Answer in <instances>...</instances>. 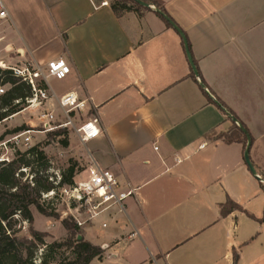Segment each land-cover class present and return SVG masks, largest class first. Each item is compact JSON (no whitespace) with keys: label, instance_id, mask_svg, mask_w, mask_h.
I'll return each mask as SVG.
<instances>
[{"label":"crops","instance_id":"obj_1","mask_svg":"<svg viewBox=\"0 0 264 264\" xmlns=\"http://www.w3.org/2000/svg\"><path fill=\"white\" fill-rule=\"evenodd\" d=\"M9 1L0 54L14 53V65L67 61L71 74L49 79L46 107L59 111L71 92L89 100L102 129L85 145L89 161L137 190L126 215L82 228L105 250L90 264H264V0H154L186 34L208 95L249 130L256 176L243 144L206 137L231 120L191 77L183 37L154 6L116 15L113 0ZM228 199L245 212L223 218Z\"/></svg>","mask_w":264,"mask_h":264},{"label":"trees","instance_id":"obj_2","mask_svg":"<svg viewBox=\"0 0 264 264\" xmlns=\"http://www.w3.org/2000/svg\"><path fill=\"white\" fill-rule=\"evenodd\" d=\"M141 1L149 7L154 6L156 13L165 20L168 27H172L169 21L177 27L165 9L156 1ZM111 8L116 15H121L131 10L139 11L142 7L135 4L132 0H114L111 3ZM180 32L185 38V44L188 46L197 70L196 75L191 69V77L199 84L209 103L215 104L226 114V111H228L229 116L227 117L232 123L228 132L218 133L217 131H212L206 137L209 139H222L227 144H243L245 153L247 151L250 153L254 139L249 130L223 102L219 99L214 101L208 95L206 91L207 85L202 78L198 63L192 55L190 42L186 34L181 30ZM3 86L9 87V90L0 96V124L22 113L28 107L26 100L32 96L31 87L28 84L15 77L11 70L0 68V87ZM25 130L26 128L23 126L9 132V134ZM65 134H67V130H59L49 133V136L54 137ZM66 145L68 143H65ZM30 157H33L38 162L46 159L43 152H39L34 148L27 154H20L19 158L11 162H0V264H90L95 259L102 260L105 250L85 241L82 228L70 218L61 221L63 228L67 231V237L62 240L47 243L44 233L34 228L29 230L30 239L19 238L24 224L34 225L31 207H35L38 213L44 217L60 220V215L54 209L51 212L48 210L58 201L59 195L56 192L59 188L64 186L73 187L75 185L74 167L69 168L68 172L61 176L58 184H54L49 181L48 176L45 174L49 168L48 164L43 167V174H41L34 170L32 158ZM23 169H30L31 173H33L34 176L31 181L27 179L23 182L25 176ZM260 175L264 181V174ZM261 188L264 192L263 183H261ZM50 192H55V197L50 200L44 199V195ZM234 211L245 212L241 206L230 199L221 205V216L223 218H226ZM249 217L255 219L251 215ZM258 221H264V218ZM79 236H82V240H78ZM235 257L237 258V255Z\"/></svg>","mask_w":264,"mask_h":264},{"label":"built area","instance_id":"obj_3","mask_svg":"<svg viewBox=\"0 0 264 264\" xmlns=\"http://www.w3.org/2000/svg\"><path fill=\"white\" fill-rule=\"evenodd\" d=\"M7 1L0 0V26L10 20ZM102 5L106 6L108 2H103ZM11 65L12 63L8 64L0 60L1 69L11 70L15 77L31 87L32 96L26 100V104L28 108L41 110L39 121L44 133L72 130L84 145L102 135L100 119L93 113L89 100H81L74 92L65 94L57 100L59 111L46 107V104L54 97L49 88V79L62 81L71 74V66L67 61L58 58L46 65L35 63ZM6 88L7 86L0 87V96L5 94ZM226 112L229 116L228 111ZM31 133L32 131L24 132L16 136L14 140L27 136L26 142H29ZM1 145H4V142L0 143V147ZM0 162L6 161L0 159ZM90 162L85 181L75 183L73 187L65 186L61 191L69 201L77 202L78 205L74 209L76 215L72 217L80 228L112 210L126 215L127 201L137 197V190L130 184L121 182L113 171L100 167L91 156ZM54 197L55 192L44 195V199L47 200ZM59 198L63 199V196L60 194L58 201ZM153 262L158 264L155 259Z\"/></svg>","mask_w":264,"mask_h":264},{"label":"rangeland","instance_id":"obj_4","mask_svg":"<svg viewBox=\"0 0 264 264\" xmlns=\"http://www.w3.org/2000/svg\"><path fill=\"white\" fill-rule=\"evenodd\" d=\"M112 2H114V0ZM7 4L9 7V0L7 1ZM3 28L4 27H0V30H4L6 27L4 29ZM15 32L18 34L17 30H15ZM10 36L15 38L12 34H10ZM9 57H11V59L17 58L12 52L9 53V55L6 53L0 54V60H4L8 64H10ZM12 62L15 64L14 60ZM13 63L11 66H14ZM8 90L9 87L6 88V92ZM20 114L15 117H11L8 121L0 124V143L4 142V145H1L0 147V159L6 162H11L12 160L19 158L20 154H27V152L35 148L39 152H43L46 159L38 162L34 160L33 157H30L32 158L33 168L36 172L43 174L42 169L46 164H48L49 168L45 174L48 176L50 182L58 184L61 176L64 173H67L71 167L75 168V183L85 181L91 162L87 157L85 145L81 143L77 135L72 130H67V134L65 135L54 137H50L48 133H44L41 127V122L39 121V116L41 114L40 109H28L27 107L26 111L23 114ZM23 126L26 128L25 131L9 134V132ZM27 131H32L31 135H29V137H31L29 142H26L27 136L14 140L16 136ZM65 143H68V145L65 146ZM22 171L25 172L23 182L27 179L29 181L33 179L34 175L31 173L30 169H23ZM64 187L59 188L56 192L59 196L61 194L63 199L59 198V201H56L54 203L55 205L53 207L51 206L48 210L51 212L52 209H54V211L60 215V220H55L56 222L67 218L74 220L72 215H76L74 209L78 204L75 201H69L65 195H62L61 191ZM69 207L72 211H70ZM31 208L36 209L35 207ZM35 214L36 220H34V225L31 226L27 223L24 224L19 234V238L30 239L31 236L29 230L30 228H34L39 232H50V234H47L46 236V240L49 243L56 240H62L60 238L65 233V229L62 226L58 227V225H54L50 227L48 221H51V219L42 216L38 213V211L35 212ZM53 224L58 223L54 222ZM105 224L109 225L111 223L105 222Z\"/></svg>","mask_w":264,"mask_h":264},{"label":"water","instance_id":"obj_5","mask_svg":"<svg viewBox=\"0 0 264 264\" xmlns=\"http://www.w3.org/2000/svg\"><path fill=\"white\" fill-rule=\"evenodd\" d=\"M132 1H133L135 4H137L138 6H140V7H143V8H150L147 4H145V3L142 2L141 0H132ZM161 15H163V14H161ZM167 20L169 21V19H167ZM169 22H170V24L172 25V27L180 33V35L183 37V39H184V41H185V38H184L183 34L180 32V30H179V29H178V28H177V27H176L171 21H169ZM185 46H186V54H187L188 60H189V62H190V65H191V67H192L194 73L197 75V70H196L195 65H194V63H193V59H192V56H191V54H190V52H189V49H188L187 44H185ZM245 161H246V163H247V165H248L250 171L252 172V174H254V175L256 176L257 173H256V170H255L254 166H253L252 163H251V160H250V156H249V152H248V151L245 153ZM78 240H82V236H79V237H78Z\"/></svg>","mask_w":264,"mask_h":264},{"label":"bare ground","instance_id":"obj_6","mask_svg":"<svg viewBox=\"0 0 264 264\" xmlns=\"http://www.w3.org/2000/svg\"><path fill=\"white\" fill-rule=\"evenodd\" d=\"M28 109H30V108H28ZM25 111V110H24Z\"/></svg>","mask_w":264,"mask_h":264}]
</instances>
